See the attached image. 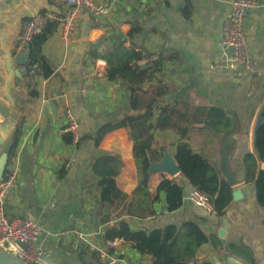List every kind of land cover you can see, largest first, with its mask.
I'll return each instance as SVG.
<instances>
[{
	"label": "crops",
	"instance_id": "1",
	"mask_svg": "<svg viewBox=\"0 0 264 264\" xmlns=\"http://www.w3.org/2000/svg\"><path fill=\"white\" fill-rule=\"evenodd\" d=\"M98 1L110 8L108 22L99 24L89 13H80L69 39L63 38L59 26L43 46L54 74L48 79L38 77V97L28 101L27 88L19 77L12 76L13 70L21 72L14 60L21 55L16 47L24 23L44 14L64 17L71 7L67 0H0V154L7 150L19 122L13 119V111L25 109L19 112L24 120L9 165L18 175L6 213L39 224L43 264H153L151 255L139 253L130 242L118 240L115 248L108 247L103 238L105 225L98 215L97 177L92 172L96 158L117 154L124 162L118 177L120 188L130 195L138 185L133 142L127 131L116 130L98 147L92 140L79 147L63 140L68 125L66 102L82 135L93 134L120 111L132 113L126 83L109 80L106 61L90 55L100 46L124 42L128 48L135 45L164 57L162 70L143 85L146 90L169 87L149 123L156 125L163 106L184 115L179 123L187 127L185 141L241 194L218 217L188 200L190 188L184 182L186 193L178 211H164L162 193L154 205L156 216L135 218L132 228L152 231L193 222L223 244L222 253L211 243L201 246L196 264H228L224 253L229 252L230 244L237 249L229 258L241 264H264V204H259L254 186L259 171L264 170L255 148L264 108V0H258L245 23L247 42L258 62L252 73L230 62L221 42L223 23L234 0ZM212 111L223 112L227 120L210 118ZM152 134L155 143L164 146L163 156L177 165L175 153L183 141L181 134L157 128ZM162 176L176 177L161 171L154 174L151 192L156 191ZM118 212L111 211V224L118 220ZM127 217V213L122 216ZM77 231L92 234L93 250L77 242ZM92 252H97L96 256Z\"/></svg>",
	"mask_w": 264,
	"mask_h": 264
},
{
	"label": "trees",
	"instance_id": "2",
	"mask_svg": "<svg viewBox=\"0 0 264 264\" xmlns=\"http://www.w3.org/2000/svg\"><path fill=\"white\" fill-rule=\"evenodd\" d=\"M57 28V21L47 24L28 44V49L31 51L28 66L37 65L35 76L27 71L20 78L22 85L27 88L28 101L38 97V77L48 79L54 74L53 64L43 55V46ZM90 55L94 59L106 61V74L109 80H123L126 83L130 94L132 113L120 111L119 116L100 124L93 134L82 135L79 133L77 142H74L70 133H65L63 140L75 147H79L86 140H92L94 146L98 147L107 135L116 130L125 129L133 142L132 151L138 180L136 189L129 195L118 184V177L124 166L123 159L117 154L107 153L94 160L92 172L97 177L98 197L96 202L100 208L98 215L101 216L102 223L105 225L103 236L105 242L109 240L130 242L139 253L151 255L154 258L153 264H196L198 249L207 243L213 244L215 249L222 253L221 240L215 235L205 234L193 222H185L180 226L169 225L152 231L132 228L131 220L135 218L145 220L156 216L154 205L161 200L162 193L165 194L166 199L164 211L167 213L178 211L183 205L186 193L184 182L189 185L190 189L199 188L209 197L215 211L214 214L218 217L223 216L232 204L234 190L212 168L208 160L202 154L195 152L191 144L185 141L187 127H183L179 123L184 119V115L171 106H163L156 125L149 123L153 117L154 107L160 98L169 92L168 86L159 85L148 90L143 87L145 82L151 80L156 73L162 70L164 60L162 55L153 54L143 47L135 45L128 48L124 42L113 46H100L91 50ZM143 65L146 67L142 68ZM19 110L23 113L25 111L24 107ZM210 118L224 122L227 120L225 114L220 111H212ZM23 120L24 116L21 115L6 150L8 164L4 179L16 152ZM156 128L159 130L174 129L181 134L183 141L177 144L175 153V160L181 174L173 178L162 176L153 193L151 192L152 177L160 171H151V166L162 160L165 150L164 146L154 141L152 130ZM255 148L257 160L264 162V113L261 125L257 129ZM254 186L259 204H264V170L259 171ZM112 210H119L118 220L113 224L110 223ZM125 213L128 217L122 218ZM228 248L229 252L224 253L226 259L230 257L233 250L237 249L234 244H230ZM87 252L84 251L83 254ZM96 253L92 252V255L96 256Z\"/></svg>",
	"mask_w": 264,
	"mask_h": 264
},
{
	"label": "built area",
	"instance_id": "3",
	"mask_svg": "<svg viewBox=\"0 0 264 264\" xmlns=\"http://www.w3.org/2000/svg\"><path fill=\"white\" fill-rule=\"evenodd\" d=\"M67 3L71 7V10L64 17L56 14H44L38 15L24 23L23 31L17 40L16 48L19 51L18 53L21 55L25 54L28 50V44L36 34L51 22H58V27L60 26L64 39L70 38L76 17L80 13H89L99 24L108 22L110 8L107 4L100 3L98 0H67ZM257 6L258 0H234L231 11L223 23L221 34L222 46L228 60L251 73L258 69V62L251 54L245 33V23L249 12ZM28 63L29 60L26 65L21 66V73L29 71L31 75L35 76L37 65L28 66ZM59 97L61 96H55L58 100L60 99ZM66 118L68 125L65 131L73 136L74 142H77L80 127L67 102ZM17 175L18 173L15 168L10 166L8 167L6 178L0 183V248L14 254L20 261L26 264H43L41 258L42 252L39 246L41 232L39 224L28 219L10 216L5 211L10 191L17 182ZM188 200L212 214L215 213L209 197L199 188L188 190ZM91 236L92 234L81 231L75 233L77 242L86 243L93 250L94 245L89 240ZM118 242V240H109L106 244L110 248H115ZM19 243H24L26 248H21Z\"/></svg>",
	"mask_w": 264,
	"mask_h": 264
},
{
	"label": "water",
	"instance_id": "4",
	"mask_svg": "<svg viewBox=\"0 0 264 264\" xmlns=\"http://www.w3.org/2000/svg\"><path fill=\"white\" fill-rule=\"evenodd\" d=\"M31 55L30 49L27 50V52L23 55L17 56L15 58V63H17L19 66H24L27 64V61L29 60ZM146 66L143 65L142 68H145ZM12 76H17L21 78L22 73L19 70H13ZM263 113H264V108L261 112L260 118H259V126L262 122L263 119ZM258 126V128H259ZM257 128V129H258ZM7 143L3 145V149ZM8 164V154L6 151H2L0 154V183L4 180V173L6 170ZM151 171L157 172L161 171L163 173L169 174L170 176H177L178 174L181 173L180 168L174 163V161L168 157L167 155H164L162 160L159 163H156L151 166ZM240 192L235 191L233 193V200L237 201L240 198ZM224 229L220 231V236H224ZM7 246V245H6ZM19 246L23 249L26 248L24 243H19ZM45 258V256L41 255V258ZM47 259V258H46ZM228 264H241L240 262L234 260L233 258H228L227 259ZM0 264H26L22 261H20L14 254L7 252L5 249L0 248Z\"/></svg>",
	"mask_w": 264,
	"mask_h": 264
},
{
	"label": "rangeland",
	"instance_id": "5",
	"mask_svg": "<svg viewBox=\"0 0 264 264\" xmlns=\"http://www.w3.org/2000/svg\"><path fill=\"white\" fill-rule=\"evenodd\" d=\"M23 103V102H22ZM18 109V108H17ZM16 111V113L13 111V114H12V117H13V119H15V120H19L20 119V114H19V112L17 111V110H15Z\"/></svg>",
	"mask_w": 264,
	"mask_h": 264
}]
</instances>
